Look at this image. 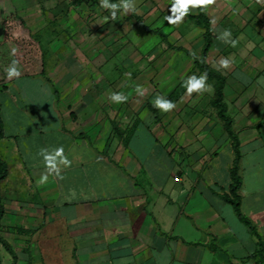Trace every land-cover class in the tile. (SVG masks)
Wrapping results in <instances>:
<instances>
[{"label": "crops", "instance_id": "1", "mask_svg": "<svg viewBox=\"0 0 264 264\" xmlns=\"http://www.w3.org/2000/svg\"><path fill=\"white\" fill-rule=\"evenodd\" d=\"M171 3L159 0L146 10V16L157 14V20L141 24L160 38L149 49L156 56L166 44L193 63L192 56L169 44L198 56L204 30L189 16L178 26L169 25L164 17L171 15ZM197 12L193 9L191 14ZM205 12L214 33L207 62L217 69L221 58L234 60L228 69L219 70L226 76L224 100L240 142L241 211L255 229L224 198L235 151L211 104L212 79H207L211 92L187 97V119L180 120L173 111L160 122L148 104L157 121L141 117L127 138L117 133L116 137L114 126L121 129L128 123L124 115L131 109L120 105L113 110L109 99L97 104V97L112 93L111 80L105 76L94 80L105 81L90 96L95 104L90 101L83 109L82 96H72L65 88L56 93L41 71H21L0 91L11 89L6 107L10 122L7 126L2 118L0 138V157L8 165L1 183L5 206L1 221L30 230L14 233L15 243L8 240L18 262L24 258L27 264H264V212L255 214L264 203V188L257 189L264 186V5L255 0H217ZM225 29L233 39L239 38L236 47L217 39ZM23 77L39 81L31 96L12 83ZM69 89L73 91L72 86ZM203 96L210 103L205 111L198 107ZM42 98L47 100L45 107ZM198 142L201 147H196ZM61 145L71 167L63 169V180L50 176L38 186L45 170L39 150ZM177 147L184 150L183 168L176 163Z\"/></svg>", "mask_w": 264, "mask_h": 264}, {"label": "rangeland", "instance_id": "2", "mask_svg": "<svg viewBox=\"0 0 264 264\" xmlns=\"http://www.w3.org/2000/svg\"><path fill=\"white\" fill-rule=\"evenodd\" d=\"M110 2L119 3V0ZM152 2L158 4L159 0H136V12L124 15L121 10L117 12L116 19L112 20L111 13L99 7V0L83 3H77L76 0H0V91L9 81L6 68L15 59L19 61L20 71L26 73L41 71L46 79L50 78L48 80L51 81L56 93H59V89L65 88L72 96H82L83 109L88 107L90 101L95 104L92 100L97 99V104L101 105L107 103L105 100L109 97L108 93L107 98L103 94L96 99L90 96L101 90L99 83H105L103 79L94 82L97 76H105L111 80L109 87L112 88V92H123L128 100L126 103L109 101L110 106L113 110L120 105L131 109V111L127 109L128 113L124 115V120L128 123H123L124 126L121 127L124 131L123 137H127L125 129L130 128L134 122L139 123L142 118L156 120L148 104H153L157 94L175 102L177 107L173 111L177 117L180 120L187 119L186 115L190 113L186 109L190 104L182 81L188 76H197L201 71L184 55L171 52L166 44L163 45L162 52L155 50L157 55L152 54L153 49L149 48L160 38L158 35L151 36L152 34L145 30V25L141 24L142 22L150 24L157 20V14L146 16V10L150 8ZM14 47L17 49L15 56L11 55ZM12 83L26 96L28 94L31 96L32 88L37 89L33 84L39 81L23 77ZM27 84H31L30 87ZM137 85L145 89L143 96L137 94L135 90ZM70 86L73 87V91L69 89ZM8 92H0V102L4 105L0 111L7 126L10 122L9 114L6 112V107L10 105ZM171 93L173 94L170 96ZM208 99V96L201 98L199 110L205 111L210 107ZM40 102L45 107L47 100L42 98ZM69 106L73 108L72 103ZM168 113L158 110L157 120L160 122L167 120ZM49 119L53 120L52 117ZM164 130L168 133V129ZM114 135L118 137L115 131ZM173 141L171 137L168 149ZM195 145L201 147L199 142ZM174 150L180 154L176 163L183 168L184 160L181 157L184 150H179L178 147ZM194 152L193 162L197 151ZM257 187L264 188L259 185ZM260 210L264 212V203L259 210H255V214L259 215ZM0 225V232L3 233L1 234L11 241L14 233L8 228L18 225L2 221ZM11 242L15 243V240L12 239ZM22 251L26 252L27 248L24 246ZM0 258L2 264L12 262V256L1 243ZM18 264L27 262L20 258Z\"/></svg>", "mask_w": 264, "mask_h": 264}, {"label": "clouds", "instance_id": "3", "mask_svg": "<svg viewBox=\"0 0 264 264\" xmlns=\"http://www.w3.org/2000/svg\"><path fill=\"white\" fill-rule=\"evenodd\" d=\"M217 0H172L170 12L171 15L165 16L169 25L178 26L183 23L184 19L190 15L193 9H200L206 11L209 6L215 5ZM256 4L264 5V0H255ZM99 7L108 10L111 13V19L115 20L117 12L121 11L124 15L137 11L136 0H119V3H111L110 0H99ZM238 11V10H237ZM108 18L106 17L105 20ZM221 42L229 44L232 47H236L239 43V38L233 39L232 33L229 29H225L218 37ZM17 49L14 47L11 50V55L15 56ZM193 55H195L193 53ZM234 63L233 59L221 58L218 62L217 70L223 68L228 69ZM7 78L9 80L13 78H19L21 71L19 68V61L12 60L6 68ZM130 75V74H129ZM208 73L204 72L200 76L191 75L182 81V87L186 89V95L191 97L194 93L202 95L205 92H211L212 86L207 83ZM136 92L140 96L145 94V89L137 85ZM109 101L112 103H126L128 97L123 92H112L109 97ZM153 107L160 110L162 113H168L176 109L177 104L166 97L157 94L153 101ZM43 158L44 172L41 173L38 186H43L48 182L50 176L55 177L57 180H63L64 176L62 171L65 168L71 167L72 161L65 155L64 147L57 146L51 148H41L38 153ZM73 196L75 192L73 191Z\"/></svg>", "mask_w": 264, "mask_h": 264}, {"label": "trees", "instance_id": "4", "mask_svg": "<svg viewBox=\"0 0 264 264\" xmlns=\"http://www.w3.org/2000/svg\"><path fill=\"white\" fill-rule=\"evenodd\" d=\"M88 1H94V0H76L77 3H83ZM115 1V0H110ZM191 19L194 20L197 26L202 28L204 30L203 32V38H204V44L201 50L200 56L193 55L189 50L182 46H174L172 44H169L171 47L182 50L188 53L190 56L194 58L195 65L199 68L201 72H207L208 73V79H212L214 81V95L211 100V104L217 109V115L218 117L224 122L226 132L228 133L229 137L231 138L232 145L235 151V158L233 161V165L230 168V177H231V183L229 186L228 193L224 194V198L228 200L232 206L234 207V210L239 215V217L248 225L252 227V229H255L254 226L251 224V222L244 216V214L241 211V195H240V188L242 186V176L239 171V161H240V142L237 133L234 131L232 127V118L227 112V103L224 100V87L226 85V76L220 71L217 70L215 67L211 66L207 62V55L208 51L212 45L213 42V29L211 27V20L206 14L205 11L198 9V12L196 14L188 15ZM149 31H152L151 28L146 27ZM161 36L164 40L168 41V37L166 34L161 33ZM173 93L170 94V96ZM150 109L156 114V118L158 116V109L153 107L152 104H149ZM133 128L131 127L128 130V135L132 134ZM114 129L119 137H122L124 134V131H122L119 126L115 125ZM3 135V119L0 112V138ZM127 140V139H126ZM8 175V165L5 160H3L0 157V222L2 217L5 214V206L3 201V196L1 193V183L2 181L7 177ZM1 229V225H0ZM8 230L13 233L17 234H28L30 232L29 229H26L21 226L17 227H9ZM0 243L4 246V248L7 250V252L10 253L12 256V262L11 264H17L18 262V254L10 244V242L1 234L0 232ZM0 264L1 258H0Z\"/></svg>", "mask_w": 264, "mask_h": 264}]
</instances>
